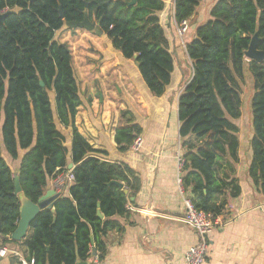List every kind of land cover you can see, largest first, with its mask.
<instances>
[{"label": "trees", "instance_id": "1", "mask_svg": "<svg viewBox=\"0 0 264 264\" xmlns=\"http://www.w3.org/2000/svg\"><path fill=\"white\" fill-rule=\"evenodd\" d=\"M130 1L0 0V13L8 12L0 23V136L10 159L18 161L13 173L0 146V245L19 243L9 239L20 206L14 177L37 202L48 180L73 165L68 194L55 199L54 212L40 211L30 223L31 235L21 240L33 264H75L90 259L93 249L102 262L106 235L121 230L116 217L128 213L129 199L140 188L134 169L104 160L107 152L78 131L81 101L73 55L57 38L59 31L78 29H65L64 21H82L86 11L112 48L134 59L148 90L162 96L174 69L170 36L160 21L164 0ZM199 2L173 0L174 21L189 19ZM255 34L256 49L264 51V0H216L185 44L192 72L177 101L181 181L196 208L214 216L241 192L233 173L246 71L253 89L248 176L264 196V59L245 55ZM120 116L126 124L116 129L114 140L126 151L141 127L129 111ZM111 181L122 183L128 195Z\"/></svg>", "mask_w": 264, "mask_h": 264}, {"label": "crops", "instance_id": "2", "mask_svg": "<svg viewBox=\"0 0 264 264\" xmlns=\"http://www.w3.org/2000/svg\"><path fill=\"white\" fill-rule=\"evenodd\" d=\"M215 1L200 0L188 19L189 30L183 45L175 32L173 0H164L160 21L170 36L174 69L165 93L159 97L148 90L134 59L122 57L104 35L94 33L93 39L86 30L75 40L94 47L91 52L85 49L86 45H79L84 57L75 72L81 101L75 125L94 148L107 152L104 160L126 163L141 179L139 190L127 204L128 213L116 217L121 230L106 235L107 254L98 264H186L185 252L197 240L194 230L183 220V194L177 185L178 156L181 158L182 154L177 101L192 72L185 44L193 37L195 28L209 18ZM101 38L105 44H101ZM121 111H129L141 127L142 143L138 150L119 151L116 147L115 131L126 124ZM238 127V162L233 174L241 192L229 200L219 215L220 224L209 232L204 264H264V196L248 176L251 123L247 130ZM0 142L2 157L16 173L18 161L10 159L1 136ZM51 188L52 178L45 190ZM63 194L67 195L68 189ZM31 233L29 229L26 237ZM0 246L16 248L23 257H31L24 242ZM94 260L93 255L86 264H94ZM0 264L20 261L9 253L0 256Z\"/></svg>", "mask_w": 264, "mask_h": 264}, {"label": "built area", "instance_id": "3", "mask_svg": "<svg viewBox=\"0 0 264 264\" xmlns=\"http://www.w3.org/2000/svg\"><path fill=\"white\" fill-rule=\"evenodd\" d=\"M189 30V22L188 19L182 20L179 24L176 23V35L181 40L184 45V37ZM142 139L138 135L133 140L130 148L133 150H138L141 146ZM181 158L178 156V177H177V185L179 190L183 194V220L186 224H188L196 234V242L195 244L188 247L185 252V260L186 264H204V260L206 257V252L208 248V234L209 232L215 228V226L219 225L221 220L219 215L214 216L212 213L207 211H202L196 208L194 202L192 201L189 194L185 193V190L182 186L181 181ZM74 181V175L70 169L62 170L56 173L52 177V188L61 194H63L70 184ZM11 254L12 256L18 258L20 264H33L32 257L25 258L16 248H9L7 246H0V256H5L7 254ZM94 264H98L97 259L95 258Z\"/></svg>", "mask_w": 264, "mask_h": 264}, {"label": "water", "instance_id": "4", "mask_svg": "<svg viewBox=\"0 0 264 264\" xmlns=\"http://www.w3.org/2000/svg\"><path fill=\"white\" fill-rule=\"evenodd\" d=\"M135 0L128 2V4H133ZM59 16L62 18L63 14L60 9H58ZM8 12L0 13V23L4 21L5 16ZM65 29H85L87 31H93L96 35H103V32L97 28V23L94 20H90L88 18L87 12H84V18L82 21H64ZM256 34L252 37L249 47L245 52V55L248 59H254L256 61H261L264 59V51L256 49ZM39 84L43 86V82L39 81ZM72 163L68 164V169H72ZM112 183H116L119 188H121L125 195H128V190L124 188V185L118 181H111ZM14 186L15 192L19 197V217L17 221L16 228L10 234L9 239L15 242L21 241L26 237L27 231L30 228L31 221L36 217V215L45 209L51 210L54 212V201L56 198L60 197L62 194L56 192L53 188L45 190V192L38 198L37 202H32L28 199L24 192L21 189L19 178L17 176L14 177ZM132 200V198H131ZM97 215L100 218H103L102 213L98 210ZM92 255H95V250H92ZM75 264H86V261L77 260Z\"/></svg>", "mask_w": 264, "mask_h": 264}, {"label": "rangeland", "instance_id": "5", "mask_svg": "<svg viewBox=\"0 0 264 264\" xmlns=\"http://www.w3.org/2000/svg\"><path fill=\"white\" fill-rule=\"evenodd\" d=\"M85 32L87 33V31L83 30V29H76L74 31L64 30V31L57 32V38L60 41H66L68 43V45L70 46V49H71L72 55H73V65H74L75 72L77 71L79 60L81 61V58L84 57L82 55L83 49L79 45H81L82 47H83V45H86L85 49H87L88 51H91L94 49V47L91 43H89L87 45V42L86 43L75 42V40L78 38V34L79 33H85ZM89 34L91 35V37L93 39H96L93 31H90ZM101 39H102L101 44H105V42H104L105 40L103 38H101ZM252 92H253L252 79H251L249 72L246 71L245 78H244V81L242 84V115L239 118V120L237 121V123H239L238 125L241 126L242 130H247L248 126L250 124V120H249L250 119V98H251ZM51 98H53V93H51ZM0 144H1V142H0Z\"/></svg>", "mask_w": 264, "mask_h": 264}]
</instances>
